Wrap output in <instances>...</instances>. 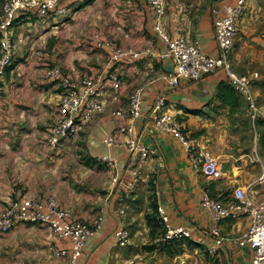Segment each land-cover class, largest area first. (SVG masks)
<instances>
[{"label": "crops", "instance_id": "0c3cea01", "mask_svg": "<svg viewBox=\"0 0 264 264\" xmlns=\"http://www.w3.org/2000/svg\"><path fill=\"white\" fill-rule=\"evenodd\" d=\"M83 2L67 3L74 10ZM102 2L72 18L21 17L20 25L13 28L15 64L0 79V214L10 200L52 199L69 212L70 220L90 226L100 221V226L88 239L83 255L73 261L68 236L53 235L43 224L17 222L8 233H0V264H253L251 250L239 245L248 217L216 222L202 200L209 194L231 207L238 203L234 190L243 188L250 200L264 201V183L259 180L264 171V0L249 1L237 21L235 47L229 55L233 71L255 81L256 119L241 97L237 107L221 101L220 88L230 84L225 71L169 87L164 76L172 61L157 55L164 47L163 34L199 42L207 53L218 55L215 21L223 6L234 0H166L161 20L138 0L133 10L123 13L128 21L121 23L129 22L131 38L138 42L129 46L154 53L122 62H112L109 49L96 45L98 40L107 41L109 22L119 16L113 0ZM73 22L81 23L76 32L69 28ZM62 29L68 40L82 44L76 53L75 45L59 46ZM117 31L119 27L110 34ZM49 37L57 39L48 50ZM88 40L92 41L88 44ZM55 66L75 79L106 78L112 71L126 74L122 87L102 98L103 110L78 138L57 149L48 143L63 94L59 78L48 75ZM139 88L143 89L142 117L133 121L125 113L116 116L115 110L128 109L131 93ZM162 96L165 110L193 137L207 143L221 163L222 178L201 173L181 142L156 128L152 110ZM125 125H133V132H120ZM111 134L117 138L112 145L105 143ZM133 139L149 149L148 157L128 144ZM160 208L170 225L190 229L191 236L159 245L157 236L165 230ZM119 229L129 232L126 246L119 245ZM61 251L67 254L60 255Z\"/></svg>", "mask_w": 264, "mask_h": 264}, {"label": "built area", "instance_id": "2783aa9c", "mask_svg": "<svg viewBox=\"0 0 264 264\" xmlns=\"http://www.w3.org/2000/svg\"><path fill=\"white\" fill-rule=\"evenodd\" d=\"M66 1L0 0V32L2 33L0 40L3 48L0 56V79L5 77L8 67L13 63L16 47V43L12 42L13 27L17 18L24 14L29 17L34 16L38 20L66 16L71 11L65 4ZM143 1L157 20H161L165 16L166 0ZM249 1L234 0V2L223 6L221 16L215 21V39L220 51L218 55L207 53L199 42H192L184 37L173 39L166 34H163L164 47L158 51L157 55L172 61V68L164 76L165 83L169 87H178L182 81L195 82L207 75L225 71L230 85L251 109V117L256 119L259 105L252 90L255 81L251 77L234 72L229 59V55L235 47L237 21L244 16ZM156 29L161 33L159 23L156 25ZM20 42L22 40L18 39V43ZM96 45L109 49L112 62L140 59L154 53L151 49L136 51L135 49L117 47L108 40H98ZM48 75L51 78H59V85L63 90L58 106V117L49 128L48 143L54 149L59 148L65 142L75 141L92 117L103 110L105 104L102 98L117 92L124 84L126 77L124 71H112L106 78L84 75L81 79H75L70 75L63 74L62 68L59 66L50 68ZM142 92V88L134 90L130 95L128 109H117L114 114L123 116L125 113L133 121L141 118L143 115ZM166 107L165 97L162 96L155 101L152 113L156 128L175 136L187 151L191 162L201 173L212 179L222 178L221 163L213 156L207 143L186 131L176 116L165 110ZM133 130V125H125L119 129L122 133H132ZM116 142L115 134L105 138V143L110 145ZM128 144L134 149H139L143 157H148L149 149L142 146L136 139L129 140ZM106 160L101 159L102 162ZM133 174L139 176V171L133 170ZM259 180L264 183V171ZM234 194L238 203L231 207L226 206L222 199L213 198L209 194H205L202 204L213 212L216 222L225 217L247 216L249 226L246 233L239 239V245L251 250L253 264H264V201L250 200L243 188H236ZM69 217V212L60 208L52 199L47 201L39 199L10 200L5 210L0 214V233H8L17 222L46 225L51 229L53 235L70 238L72 260L75 261L83 255L87 241L99 228L100 221L90 226L81 221H72ZM160 218L165 225V230L157 236L156 242L159 245L164 246L177 237L191 236L190 229L184 226L170 225L169 217L164 214L162 208H160ZM117 236L119 245L126 246L129 241V232L126 229H119ZM220 243L221 240H218V244ZM59 254L65 255L67 251H61Z\"/></svg>", "mask_w": 264, "mask_h": 264}, {"label": "rangeland", "instance_id": "374dc122", "mask_svg": "<svg viewBox=\"0 0 264 264\" xmlns=\"http://www.w3.org/2000/svg\"><path fill=\"white\" fill-rule=\"evenodd\" d=\"M63 1H66V0H63ZM98 0H85V2H83L81 5H80V7L77 9H74V10H71L70 12H68V14L66 15L67 16V18H69V17H73V16H75L78 12H81L82 11V13H85L86 12V9H88V8H90L92 5H94V3H96ZM109 1H112V0H103V2H102V4L103 5H106ZM114 2H113V4L115 3V12H117L118 11V13H119V16H118V14L117 15H115V19L116 20H111L110 22H109V28L107 29V36L108 37H106V39L109 41V42H111L113 45H115V46H117V47H121V48H125V49H134V48H132V46H129V45H133V44H137L138 45V42L136 41V42H134L133 41V39L131 38V36H132V33H131V30H130V28L128 27L130 24H129V22H126V26H123V24L121 23V22H124V21H128V19L127 18H125L124 16H123V13L124 12H126V11H129L130 9H132L133 10V8L135 7V4L137 3V1L138 0H113ZM124 1H126V2H128V4L127 5H122L123 4V2ZM207 1V3H210V2H212L213 0H206ZM117 4V5H116ZM139 4V3H138ZM70 6L71 5H69V8H70ZM99 7L100 8H102V6H98V8L97 9H99ZM90 12H95V8L92 10V11H90ZM132 13V12H131ZM131 13H128V15H127V17H130L131 15ZM79 14V13H78ZM65 16V17H66ZM135 18V16H132V18L130 19L131 21H132V19H134ZM195 21H197L196 19H194L193 20V23H195ZM20 22V21H19ZM21 23V22H20ZM81 23H79V22H73V23H71V26L69 27L72 31H75L76 32V30H77V25L79 26ZM20 24H18V22H15V24H14V26H15V28L17 27V26H19ZM117 27H119V29H120V32L119 31H117L114 35H111L110 34V32L111 31H113V29H117ZM14 28V27H13ZM16 31V30H15ZM63 31H64V29H62V30H60V33H63ZM64 35V37H62L63 39L61 40V38L59 39V46L60 47H67L69 44H72V45H75V46H73V47H75L74 48V50H75V53H76V51H78L79 49L78 48H82L83 46H81L82 44H75V43H73L70 39L68 40V38L70 37L67 33H66V30H65V33H63L62 34V36ZM31 36V35H30ZM32 37V36H31ZM137 38V37H136ZM135 38V39H136ZM54 39H57V38H48V40L46 41V45H45V47H47V49H48V47L50 46V48L51 47H54L55 46V40ZM142 39V38H141ZM78 41V40H77ZM90 41H92V40H88V44H89V42ZM12 42H14V38L12 39ZM147 45V44H146ZM145 49V48H144ZM2 50H3V48H2V44H1V40H0V56H1V54H2ZM49 50V49H48ZM26 62V61H25ZM24 62V63H25ZM13 69V68H12ZM8 72H10L11 73V69H9L8 70ZM9 74V73H8Z\"/></svg>", "mask_w": 264, "mask_h": 264}, {"label": "trees", "instance_id": "16d2710c", "mask_svg": "<svg viewBox=\"0 0 264 264\" xmlns=\"http://www.w3.org/2000/svg\"><path fill=\"white\" fill-rule=\"evenodd\" d=\"M69 0H67L65 2V4H67V6L69 5L67 2ZM25 16H28L26 14L24 15H20L17 20L15 22H18L20 20L21 17H25ZM29 17V16H28ZM34 18V16H33ZM2 37V33L0 32V39ZM14 61L13 63L8 67L7 69V72L8 70L14 65ZM219 96L221 98V101L227 105H229L230 107H237L239 105V99L240 97L236 94L235 90L233 89V87L228 84V85H224L220 88L219 90ZM151 221V220H150ZM154 227H156V225H154Z\"/></svg>", "mask_w": 264, "mask_h": 264}]
</instances>
